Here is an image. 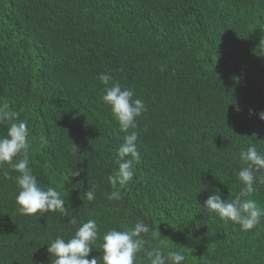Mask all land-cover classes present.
Masks as SVG:
<instances>
[{
    "label": "trees",
    "instance_id": "1",
    "mask_svg": "<svg viewBox=\"0 0 264 264\" xmlns=\"http://www.w3.org/2000/svg\"><path fill=\"white\" fill-rule=\"evenodd\" d=\"M104 72L146 105L120 200L108 176L129 133L102 102ZM261 112L264 0H0V136L27 123L29 166L68 210L21 215L17 173L0 167V264H51L49 241L88 219L99 230L88 259L108 230L139 219L152 227L146 247L183 264H264V216L242 231L202 208L214 190L238 194L241 151L264 154Z\"/></svg>",
    "mask_w": 264,
    "mask_h": 264
},
{
    "label": "clouds",
    "instance_id": "2",
    "mask_svg": "<svg viewBox=\"0 0 264 264\" xmlns=\"http://www.w3.org/2000/svg\"><path fill=\"white\" fill-rule=\"evenodd\" d=\"M98 78L105 85L102 102L110 108L120 130L129 133L117 150L118 168L108 176L113 188L108 194V199L120 200L122 198L120 189L133 179L134 162L139 163L140 160L136 146L139 136L137 119L146 111V105L143 99H133L135 95L133 90L122 88L118 82L108 86L113 77L107 72L101 73ZM259 119L264 122V112L259 114ZM28 137V126L24 121L12 122L6 134L0 136V167L9 165L11 170L17 173L15 203L19 213L24 216L46 212L67 214L68 210L61 193L52 186L45 188L33 174L29 166ZM213 146L215 147L214 144ZM238 160L240 168L236 178L241 185L238 194L231 200L222 199L220 191L214 190V194L207 198L202 208L209 215L214 213L221 220L240 225L242 231H250L264 216V209L251 199L257 191L256 185H264V154L252 144L239 153ZM72 175L79 176L80 173L75 171ZM85 196L88 201H94V190L85 191ZM69 224L77 225V219L71 218ZM151 231V225L139 219L127 230L116 228L108 230L102 236L99 245L102 255L88 259L99 237L97 221L88 219L81 223L68 239L58 236L50 240L46 247L51 264H136L140 254L147 258L149 264H183L186 257L179 251L171 250L164 255L159 248L146 247L148 241L145 236Z\"/></svg>",
    "mask_w": 264,
    "mask_h": 264
}]
</instances>
